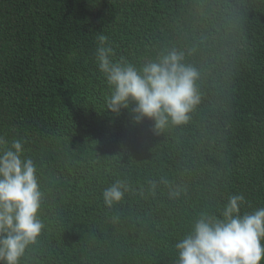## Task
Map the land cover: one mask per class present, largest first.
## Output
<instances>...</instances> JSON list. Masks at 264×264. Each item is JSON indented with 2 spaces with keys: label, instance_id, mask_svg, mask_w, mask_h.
<instances>
[{
  "label": "trees",
  "instance_id": "1",
  "mask_svg": "<svg viewBox=\"0 0 264 264\" xmlns=\"http://www.w3.org/2000/svg\"><path fill=\"white\" fill-rule=\"evenodd\" d=\"M100 35L138 68L182 52L199 73L188 122L156 134L135 102L106 110ZM0 137L22 142L43 194L20 264H175L202 213L238 194L264 207V0H0Z\"/></svg>",
  "mask_w": 264,
  "mask_h": 264
},
{
  "label": "clouds",
  "instance_id": "2",
  "mask_svg": "<svg viewBox=\"0 0 264 264\" xmlns=\"http://www.w3.org/2000/svg\"><path fill=\"white\" fill-rule=\"evenodd\" d=\"M107 37H98L96 61L109 88L105 109L119 114L130 101L134 121L154 120L159 134L171 122L187 123L189 113L200 102L196 68L186 65L184 54L175 50L137 67L114 61ZM152 182V190H155ZM126 185L117 180L102 192L105 207L122 201ZM37 169L24 156L20 140L10 145L0 137V264H20L26 250L44 230L39 217L42 203ZM172 195H179L173 193ZM244 195H232L219 215L202 213L190 231L175 244V264H261L264 259V207L242 212Z\"/></svg>",
  "mask_w": 264,
  "mask_h": 264
}]
</instances>
